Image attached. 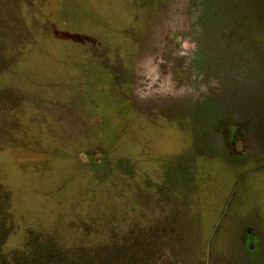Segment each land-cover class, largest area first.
I'll list each match as a JSON object with an SVG mask.
<instances>
[{"label": "rangeland", "instance_id": "374dc122", "mask_svg": "<svg viewBox=\"0 0 264 264\" xmlns=\"http://www.w3.org/2000/svg\"><path fill=\"white\" fill-rule=\"evenodd\" d=\"M0 264H264V0H0Z\"/></svg>", "mask_w": 264, "mask_h": 264}, {"label": "flooded vegetation", "instance_id": "af4514ba", "mask_svg": "<svg viewBox=\"0 0 264 264\" xmlns=\"http://www.w3.org/2000/svg\"><path fill=\"white\" fill-rule=\"evenodd\" d=\"M92 155V154H91Z\"/></svg>", "mask_w": 264, "mask_h": 264}]
</instances>
